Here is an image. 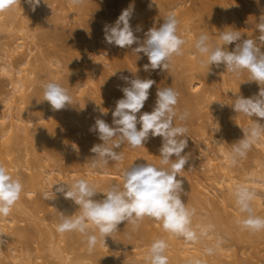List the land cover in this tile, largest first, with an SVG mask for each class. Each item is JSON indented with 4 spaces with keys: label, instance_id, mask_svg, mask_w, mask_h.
Here are the masks:
<instances>
[{
    "label": "rangeland",
    "instance_id": "374dc122",
    "mask_svg": "<svg viewBox=\"0 0 264 264\" xmlns=\"http://www.w3.org/2000/svg\"><path fill=\"white\" fill-rule=\"evenodd\" d=\"M220 1H222L223 6L221 4H217V6L220 5L222 8L216 7L214 3L215 5L213 6L215 7L213 9L209 5V0H206L207 3L203 2V4H206H204L205 8L201 5L202 3L199 6L204 9H200V11H203L201 13H204L201 14L202 18L204 15V23L212 21L214 25L207 23L211 24L207 27L212 26L214 28L215 25L216 27L218 26V28H214V32L209 28V32L212 35L207 32L211 41L218 42V40L213 39L215 35L220 36L222 31H233L235 29L242 33L243 39L249 37L248 39L251 38L256 41L260 35L258 32V24L261 22L260 17L264 16V0ZM82 2L83 4L73 5L69 0H41L40 4L33 10V7L26 0H14L9 9L0 11V66L8 62L17 70L25 60L29 61L24 67V69L27 68L25 75L29 80L27 82L29 87L27 93L31 95L30 101L33 99L34 102H38L44 108L42 116H49L47 120L41 123H49L53 129L56 142L55 148L59 152L56 162H52L51 165H55L57 169L63 170L69 176H71V173L80 172L83 175V179L88 181L90 177H94L88 175L85 171V168L91 165V157L94 154L87 155L82 148L86 145L85 141L87 140L94 145L100 144L102 141L99 139L98 132L90 131V127L94 125L97 118L104 119L106 123L113 126L112 112L115 109L116 101L123 97V93L119 89L130 86L121 77H128L130 81L136 78L150 79L152 75L154 76L152 80L155 83L149 89V98L141 112L145 110L144 112L150 113L153 110L159 88L171 87L179 94L176 109L178 111L187 110L189 113L187 120L184 122L178 119L174 120L175 125L183 124V126L188 128V147L182 155H187L189 159L180 173L181 176H177V179L183 182L182 202L187 207L195 209L191 219V228L198 237L195 243L204 247L201 249L202 256H200V259L203 262L201 263L235 264L238 260L244 264H264V240L260 239L261 241H258L256 238L239 239L232 234L230 229H226L230 227L232 219H235L233 218L235 217L234 215L244 216L245 213H241L236 203L234 204V202L229 200L227 181L225 182L217 175L210 173L202 155L204 146L208 145L209 151H212V156H214L215 151L219 147H214L213 142H219L223 134L228 140H226V146L231 149L233 144L243 138V130L249 129L256 122V119L259 120L256 117L236 113L232 104L238 95L245 98L252 97L251 89L258 94L261 86L255 81H248L250 74L247 70L243 71L239 78H234L231 73L226 71V67L223 64L219 67L210 66V72L208 73L209 69L207 67L202 68L197 61L198 53L194 47L196 39L193 40L194 43H189L191 39L188 38L189 30L187 29H185V32L188 31V34L183 33L182 35L183 37L187 34L186 37L184 36L188 38V40L185 39L186 44L184 46H188L186 48L183 46L185 49H183V52L187 54L182 55L178 61H172L168 71H162L161 69L144 71L143 66L149 64V60L143 53L134 52V49L139 44H133L128 48H120L105 41L104 26L106 24L112 25L122 10L132 7L133 12L130 24L134 35L139 37L142 43L145 33L159 24L158 22L155 23L156 19H159L157 18L159 17L157 16V3H162V5L169 7L167 9H170L174 6L172 2H160V0H82ZM45 8L49 14L45 13ZM87 8L89 9L87 10ZM210 10L215 12L212 11V15V12H209V17H207V11ZM175 12H177V9ZM198 18L200 16L196 18L197 21L200 20ZM224 25H226L225 28ZM195 26L197 29L195 35L198 34L196 37L198 38L202 31H198L197 25ZM183 29H181V34L184 32ZM243 31L249 33L247 34L248 37H246V32L244 33ZM20 42H23L24 45L23 48L19 49L18 45L21 44ZM258 46L262 47V51H264V44H258ZM227 48L232 51L235 48V43L228 45ZM102 55L107 59H112L107 60V63L111 66L104 59L101 61L96 60L97 57H102ZM116 56L119 58L120 63ZM185 61L187 62L185 63ZM93 79L95 82H92ZM49 81L57 82L67 89L72 98V104L66 105L61 110H54L49 102L43 100L42 85ZM13 91L12 81L6 77L2 78L0 75V94L7 95ZM82 91H84V96L89 99V104L88 106L85 105V107L78 102L79 98H83ZM203 95L206 97H202ZM36 97H40V99ZM180 97L187 99L184 101ZM201 98L203 99L200 101ZM20 102L18 103L17 101L19 107ZM18 106H16L15 114L19 116ZM22 106L24 105L21 102ZM102 111H107L108 116L103 117ZM32 116L31 118L34 120L39 117L37 114ZM217 120H219L220 130H216ZM259 122L264 123V119L259 120ZM140 128L137 126L138 130ZM30 134L31 136L36 135L33 127H30ZM149 136L153 137L151 133H149ZM157 139L158 141H153L156 145L149 137L145 141L151 143L147 145L150 149L145 151V156L141 154L136 156V158L131 157L132 160H130V157L125 156L128 158L125 166L115 161H109L102 168L93 169L91 166L90 168L96 173L107 171L111 175H116L114 179L106 177L107 181L102 182V186L109 188L113 184H120L118 180L121 178V169L130 166L134 160V164L139 162V159L144 160L146 162L144 164H152L153 161L155 163L158 159L160 160L158 156L160 155L159 149L162 146V139ZM0 140L2 141H0V145H3V140ZM86 143L88 145V141ZM76 145H79L80 149ZM72 146L75 147L73 148ZM129 148L124 149L130 151ZM117 149L114 150L117 151ZM0 150V153L3 151L2 157L4 156L3 158H5L2 164L4 163L5 165H3L9 173L20 179L23 184L21 202L19 199L13 205L8 216H0L1 230L3 225L11 226L9 223L11 219L14 221V226L12 225L11 229H3L8 236L5 239L7 241L6 244L0 243L1 264H14L16 261L14 262L12 259L14 255L18 254L26 259L29 258L32 264H62L63 261L64 263L66 261L67 264H114L113 261L115 262V260L108 255V250L105 246L108 244L116 246L110 238L116 232L112 233L111 236L105 237V243L99 242L90 253L86 239L77 236L79 232L65 231L61 233L50 220L45 221V225H42V219H46L45 213H37L32 209L31 202L35 195L29 193L32 175L42 171L34 153L32 140H19L17 143L0 146ZM48 150L47 148L40 149V158H48ZM148 152H151V154ZM254 156L257 158L256 160L252 156H247V154L237 160L234 165L237 169V173L234 174L236 178L234 183L243 181L252 189L254 187V182H250L252 178L257 184L260 180H264V176L259 174L260 169H257L259 168L257 164L260 162L259 159L262 162L264 161V151L255 148ZM72 157L79 159L80 164L77 166L72 165L74 163ZM172 158L175 159L174 156ZM262 164L264 165V162ZM99 177L101 178V176ZM43 185L45 188L42 191L43 194L46 188L47 190L52 189L47 187L45 183ZM47 193L51 195L50 191ZM187 197L190 198V202ZM103 198L104 194L101 193L93 197V199L97 200ZM192 199L193 201L191 202ZM49 201H47V204L50 205L51 202ZM263 211L261 209L257 210L255 216L264 218ZM63 215H59L60 221ZM39 218H41V221ZM214 218L216 219L215 224L211 223ZM2 219H6V222H1ZM155 221L153 220L147 226L148 228H141V230L139 227L138 230L130 228V242L121 243L120 247H127L128 252L132 255L141 251L146 252L147 256L150 245L157 240V238L151 237V233L148 230L150 228L157 229L162 223L158 222L157 224ZM117 227L119 228V225ZM205 228L208 231L206 234L201 235V230ZM48 229L54 232L53 239L47 238V233L44 234V232H48ZM14 230L17 233L20 231L21 234H14ZM23 230L32 231V233L24 232ZM22 233L25 235L23 236ZM165 233L166 235L169 234ZM27 234H32L29 236V242ZM26 239L27 242H25ZM158 239L165 240L167 244L165 255L168 257L171 250L170 246H168V238L162 236ZM178 239L182 242L187 241L180 236H178ZM207 248L213 249L211 254L206 252ZM217 249L221 251L219 252ZM94 253L97 255L96 261L93 259L94 257L91 258L90 256ZM61 259L63 260L62 262L60 261ZM142 264H149V261L146 260Z\"/></svg>",
    "mask_w": 264,
    "mask_h": 264
},
{
    "label": "clouds",
    "instance_id": "9594fccd",
    "mask_svg": "<svg viewBox=\"0 0 264 264\" xmlns=\"http://www.w3.org/2000/svg\"><path fill=\"white\" fill-rule=\"evenodd\" d=\"M14 0H0V11L9 9ZM33 7L38 6L41 0H26ZM82 0H71V4L79 5ZM132 7L122 10L117 20L104 26V39L108 44L120 48H128L139 44L135 53H143L148 57L149 64L143 66L144 71L161 69L169 70L173 57L182 56L186 40L177 34L178 19L176 14L169 13L163 23L157 28L152 27L145 33L143 42L134 35L130 19ZM258 24L260 35L257 40L242 39L239 31H222L219 42H212L207 34H201L195 41V50L198 53V63L207 67L225 65L226 71L234 78H239L243 71L250 74L248 81H255L261 87L258 95L245 98L236 96L232 107L236 113L249 117L264 119V51L258 44H264V16L260 17ZM238 42V43H236ZM235 43V48L229 51L227 46ZM115 74V73H114ZM130 84L122 87L123 97L116 101L112 112V125L104 119L97 118L90 131L98 132L100 144L90 149L94 155L91 157V168H102L115 161L122 163L123 153L114 149L120 148L125 142L137 148L144 145L149 133L152 136L162 137V146L159 149L160 160L156 166L151 163L132 164L121 169V184H113L107 190L98 187L86 179H78L71 184L57 183L54 193H62L65 199H71L79 206L76 215H63L57 230L76 231L86 238L88 250L91 253L99 242L105 243V237L117 231L121 222H127L138 227L144 217H150L162 222L165 232L185 238L187 241L198 239L196 232L191 228V219L195 213L182 202V180L177 179L188 162V156L182 155L188 147V128L175 125L174 120L181 122L187 120V110L178 111V93L171 87L158 89L155 106L150 113H143L137 119L145 102L149 98V89L155 83L152 79H132L121 77ZM45 101L49 102L54 110H61L72 104V98L67 89L59 83L49 81L42 85ZM107 115V111H102ZM141 128L137 129V123ZM244 135L233 144L230 149L229 160L235 165L239 158L246 156L250 148L264 136V123L256 122ZM175 157L173 159L172 157ZM137 160V159H136ZM53 185V186H54ZM52 186V189H53ZM23 191L20 179L14 178L3 164H0V216H8L13 205L19 201ZM98 193H103V199H93ZM44 199H49L45 192ZM233 195L235 203L241 213L247 214L245 218L237 221L238 225L246 230L259 232L264 230V218L253 215L252 201L255 193L247 186L239 184L235 187ZM52 198V199H54ZM211 227V226H209ZM207 228L201 230L206 234ZM167 244L164 239L155 240L149 247L147 259L149 264H168L165 255ZM212 248L206 252L211 254ZM199 264V261L196 262Z\"/></svg>",
    "mask_w": 264,
    "mask_h": 264
},
{
    "label": "bare ground",
    "instance_id": "6f19581e",
    "mask_svg": "<svg viewBox=\"0 0 264 264\" xmlns=\"http://www.w3.org/2000/svg\"><path fill=\"white\" fill-rule=\"evenodd\" d=\"M69 1L71 2V0H69ZM162 1L169 2V3L172 2L174 6H172V8H170V9H167L169 7H166L165 5H162V3H157V6H156L157 9H158L157 16H159V17H157L159 19H156V22H155V23H157V22L159 23L157 25V28L164 22L163 19L169 13H171L173 10H174L173 12H175L176 9H177V12H175L176 17H177V19L179 21L178 28H177V34L182 37L183 33L185 34V33L188 32V31L185 32V29L189 30L188 38L191 39V40H189V41H191L189 43H194L193 40L197 39L196 37H197L198 34L195 35V33H197V29H196L195 25H197L198 31H200V32L202 31L201 34H204V33L207 34V32H209V30H210L209 28H211V31L214 32V28L216 27V25H215L214 28H212V26L208 28L207 26H210L211 24H207V23H212V21L204 23V21H205L203 19L204 15H203V18L201 16V14H204V13H201L203 11H200V9H202L206 5L205 4V3H207L206 0L205 1L204 0H160V2H162ZM212 1L209 0V3H210L209 5L212 6V8L215 7V6H213L215 4H216V7H220V5L217 6V4H221L223 6L222 1H220L221 3L219 2V0H212ZM203 2H205L204 3L205 5L203 4ZM211 3H213V4H211ZM82 4H83V2H82ZM200 4L203 5V7H199V6H201ZM209 5H207V6H209ZM83 6H85V5H83ZM163 6H165V7H163ZM222 6L220 8H222ZM82 8H84V7H82ZM209 8H211V7H209ZM209 8H207V9H209ZM88 9L89 8H87V10ZM202 10H204V9H202ZM219 10H217V11H219ZM44 11H45L46 14L48 13L47 9L44 10ZM212 11L211 10L207 11V17H209V12H212ZM213 12H215V11H213ZM213 12L211 13V15L213 14ZM233 15H234V13H233ZM74 16H76V15H74ZM199 16H200V18H198V19H200V20L197 21L196 18L199 17ZM235 18H237V17H235ZM223 19H225V18H223ZM226 21H224V22H226ZM213 22H214V20H213ZM219 22H220V20H219ZM212 25H213V23H212ZM225 26L226 25H224V28H225ZM236 26H238V25H236ZM216 28H218V26ZM245 28H246V26H245ZM181 29L184 30V32H182V34H181ZM215 30H217V29H215ZM190 34H192L193 36L190 35ZM201 34H199V36ZM209 34H211V32H209ZM209 34H207V35H209ZM240 34H242V33H240ZM247 34H249V33L246 32V37H248ZM186 35H184V36L186 37ZM184 36L182 38L188 40V38H185ZM218 36L215 35V37L213 39H215L216 41L218 40V42H219ZM244 36H245V34H244ZM243 38L244 37L242 35V39ZM20 43L21 44L18 45L19 49L23 48V45H24L23 42H20ZM187 46L188 45H186V47ZM184 47H183V49H184ZM187 49H189V48H187ZM117 56H116V58H118ZM132 56H134V55H132ZM145 57H147V56H145ZM180 58H181V56H175V57H173L172 61H174V60L178 61V59H180ZM102 59H104L106 61V63H107V60H109L111 58L107 59V58H105L104 55H102V57H97L96 58L97 61H101ZM28 62H29L28 60H25L19 66V68L17 70H15L13 68L11 63L8 64V62H6V64L4 63L5 65L0 66V75H1V77L2 78L6 77L7 79L11 80L12 84L14 86V91L13 92H11V93H9L7 95L0 94V139L3 140V143H2L3 145H0V146L3 147V146H6L7 144H10V143H14V142L17 143L19 140H28V139L32 140L34 153H35V155L37 157L38 163H40V168H41L42 171H39V172L33 174L31 179H30V181H31L30 182L31 183V186H30L31 190L29 191V193L31 195L32 194L35 195V198L31 202V207L37 213H43V214L45 213L46 219L43 218L42 221H41V218H39V220L42 222V225H45V223H46L45 221L50 220L53 225L57 226L60 223V219H59V215L60 214H64V215H73V214L75 215V214H78L79 213V206L76 205L74 203V201H72L71 199H65L62 193L56 194V196L54 198V193L53 192H55L56 187H59V185H54V184L61 183V182L62 183H67V184H71L73 181L83 178V175H81L80 172H74V173H71V176H69V175H66L63 170L57 169L55 165L54 166L51 165L52 162H56L55 160H56L59 152L55 148L56 147V142H55V135H54L53 129L51 128L49 123H41V122L47 120L49 116H46V115L42 116L43 112H44V108H42V105H40L38 102H34L33 99H31L33 102L30 101L31 95H28V93H27L28 90H29V87L27 86V82H29V80H28V78L25 75V73L27 71V68L24 69V67L28 64ZM118 62H119V58H118ZM186 62L187 61H185V63ZM108 65L111 66L110 64H108ZM192 65H193V63H192ZM105 74H107V73H105ZM95 75H96V73H95ZM95 75L93 74V76H95ZM152 77L154 78V76L151 75L150 79H152ZM147 79H149V78H147ZM92 82H95L94 79L92 80ZM79 89H81V88H79ZM251 90H252L251 94L253 96L254 95H258L255 90H253V89H251ZM81 94H82L83 98H79L80 100H78V102L80 103V105H82L84 107H85V105L88 106L89 99L84 96L85 95L84 91H82ZM36 95H37V93H36ZM202 97L205 98L206 96L203 95ZM36 98L40 99V97H36ZM185 99H187V98H185ZM185 99H184V101H185ZM202 99L203 98H201L200 101ZM198 100H199V98H198ZM17 101H18V103H19V101H21L22 105H24V106L21 107V102H20V104H19L20 107H21L20 108L17 105ZM16 106L19 107V113H20L19 116L15 114V111L17 110ZM144 111L140 112V114L137 115L138 116L137 117L138 121H139V117L143 113H145ZM34 114L39 115L37 120H34L33 118H31V117H33L32 115H34ZM102 116L103 117H107L108 113H107V115H103L102 114ZM259 120L261 121V118H259ZM137 126L141 127V124L138 122ZM216 126H217L216 130H220L221 129L220 124H219V120H217ZM30 127H33V131L36 132L35 136H31ZM223 136H224V134L222 135V138H221V140L219 142H213L214 143V147H219V149L215 151V153H214L215 155L214 156H212V151L211 152L209 151L208 145L204 146V148L202 150V155L205 158V161L207 163L208 169L210 170V173L214 174L215 176L217 175V177H219L221 180H225V182L227 181L226 183H227V189H228V198H229L230 201L234 202V204H235V197L233 195L235 187L237 185H239V184H243V185H245L247 187H249V185L246 182H243V181L241 183H234L236 181V178H235L234 174L237 173V169L234 167L233 164L230 163V160H229L230 147L226 146L227 137H225V136L223 137ZM48 137H50V138L47 139ZM149 138H150V140L152 142L153 141H158L157 138L160 139L159 136H153V137L149 136ZM87 141H88V145L86 143ZM87 141H85L86 145L82 149H83L85 154L90 155V154H92L90 152V149H91L92 145H94V144H92V142L89 143L90 142L89 140H87ZM147 142H144L143 146H140V147H137V148L130 147L127 144V142H125L123 145H121L120 148L117 149V151L118 152L120 151L121 153H123V156H124V160L121 163V165L125 166V164L127 163L126 159H128V158H126L127 156L130 157V158L131 157L132 158H134V157L136 158V156L141 155V154L143 156H145V154H146L145 151L150 149L147 146L150 142H148V143ZM154 144L156 145V143H154ZM76 146L79 147V148L78 147H76V148L80 149L79 145H76ZM123 147L127 148V149L130 147L129 148L130 151L129 150L128 151L125 150ZM155 147H157V146H155ZM43 148L49 149L48 150V153H49L48 154V158H46V157H45V159H43L42 157L40 158L39 150L43 149ZM153 148H154V146H153ZM255 148L256 149H260V150L262 149L264 151V136H262L260 138V140L257 143L254 144V147L252 146L250 148V150L247 152V156L248 155H249V157L252 156L256 160L257 158H255V156H254ZM0 152H1V150H0ZM127 152H129V153H127ZM149 154H151V152ZM2 155H3V151H2V153H0V164H2V162L5 159V158H3L4 156L2 157ZM219 156H221V157L219 158ZM158 157H160V156H158ZM72 158H73V161L75 163L74 164V163H72V161H70L72 163V165H76L77 166L78 164H80L79 159H76L74 157H72ZM132 158L130 160H132ZM259 161H258L259 163H257L259 168H257V169L258 170L260 169L259 170V174L261 176H264V168H262L264 166L262 164L264 161L262 162L260 159H259ZM137 163L138 164H141V163L144 164L146 162H144V160L139 159V162H136V164ZM155 163H154V161L152 162V164H155V165L158 164V166H159V159H158L157 162L155 161ZM85 171L88 173V175L94 176V177H90L89 178V182L95 184L98 187L99 190H107L108 189V187L102 186V182L107 181L106 177H110L111 179L116 178V175H111L107 171H104V172L102 171L100 173H96L95 171L91 170L90 166L86 167ZM99 176H101V178ZM70 179H73V180H70ZM215 180H216V178H215ZM118 182L121 184L122 183V179L120 178V180H118ZM250 182H254V187L251 190L255 193V195H254L251 207H252L253 215H255L257 210H259V209H261L262 211L264 210V180L263 179L260 180L259 183L257 184L256 181L252 178L250 180ZM44 183L47 185V187H50V188H52V186L54 185L53 189H51V190L48 189L47 190V188H46V191H45V192L50 191L51 195L48 193L49 194V199H51L50 201L44 199V195H43V192H42L45 189L43 187ZM200 186H201V184H200ZM52 190H53V192H52ZM101 194H103V193H101ZM52 198H54V199H52ZM188 199H189V202H190V198H188ZM21 200L22 199H20V202H21ZM47 201L51 202L50 205L47 204ZM192 201H193V199L191 200V202ZM234 216L235 217H233V218H235V219H232L230 227L226 228L227 230L230 229L232 231V234H234L239 239L256 238L258 241L260 239L264 240V230H261L259 232H253L251 230L243 229V228H241L238 225L237 221L240 220V219L245 218L246 214L244 216H241V215H234ZM5 220L2 219L1 222H6ZM153 220H155V219L150 218V217H144L143 220L139 222V225H138L139 229L141 230V228L144 229L145 227L149 226L153 222ZM7 221H9V220H7ZM41 222H39V224H41ZM155 222L157 224H158V222L160 223V221H157V220ZM9 223H10L11 226L3 225L2 226L3 229H5V228H10L11 229L14 221L11 219L9 221ZM211 223L215 224L216 223V219L215 218L212 219ZM47 227H49V226H47ZM138 227H136L135 230L136 229L138 230ZM130 228H133V225H131L130 223H127V222H121L119 224V228L116 231V234L110 237L111 240L113 241L114 245H116V246H110L111 244H108L107 246H105V248L108 250L107 251L108 255H110L115 260V262L113 261L114 264H142L146 260H148L147 256H146V254H147L146 252L139 251V252H136L134 255H132V254H130L128 252V248L127 247H124V248L120 247L121 243L123 244V243H126L129 240H131L130 239V233H129ZM3 229L1 230V227H0V243L1 244H6L7 241H5V239L7 238L8 235H7V232L4 231ZM23 231L32 233V231L31 232L27 231V230H23ZM148 232L151 233V237L152 238H157L158 239L159 237L161 238L162 236L168 238V240H169V243H168L169 245L168 246H170V248H171V250L169 252L170 255H168V264H196L197 261H199V264L203 263L202 260L200 259V256H202L201 249L204 248V247L199 245V244H197V243H195V241L182 242V241H180L178 239V236H176V235H173L171 233L166 235V233H165V231L163 229L162 223L159 226V228H157V229L150 228L148 230ZM15 233L16 234H21L20 231L17 233L14 230V234ZM48 233H50V235H48ZM44 234H46L47 238H52V239L54 238V232L52 230H50V229H48V232L47 231L44 232ZM22 235L24 236L25 234L22 233ZM22 235H21V237H22ZM31 235L27 234L28 237L31 236ZM77 236H80L81 238H85L80 233H78ZM27 239L25 240V242H27ZM22 241H23V237H22ZM22 241H20V242H22ZM29 241H30V237L28 239V242ZM217 250H219V252L221 251L220 249H217ZM22 254H24V253H22ZM90 256H91V258L94 257L93 259H95L97 257V255L95 253L90 255ZM12 260L14 262L16 261L15 262L16 264H32L31 261L29 260V258L26 259V258H24L23 256H21L19 254L18 255H14ZM60 261L62 262L63 260L61 259ZM95 261H96V259H95ZM63 263H64V261L62 262V264ZM0 264H1V262H0ZM64 264H67L66 261H65ZM235 264H244V263H242V262L237 260L235 262Z\"/></svg>",
    "mask_w": 264,
    "mask_h": 264
}]
</instances>
